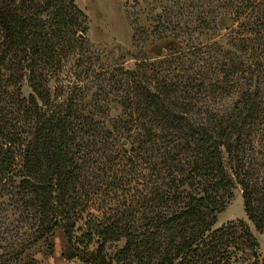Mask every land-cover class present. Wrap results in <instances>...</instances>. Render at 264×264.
<instances>
[{"label": "trees", "instance_id": "trees-1", "mask_svg": "<svg viewBox=\"0 0 264 264\" xmlns=\"http://www.w3.org/2000/svg\"><path fill=\"white\" fill-rule=\"evenodd\" d=\"M230 1L236 27L216 67L212 45L95 76L121 109L108 130L79 109L81 88L61 102L47 86L83 52L73 0H0V194L18 198L35 240L52 250L61 230L85 264H264L244 222L213 228L239 187L264 232V0Z\"/></svg>", "mask_w": 264, "mask_h": 264}, {"label": "rangeland", "instance_id": "rangeland-1", "mask_svg": "<svg viewBox=\"0 0 264 264\" xmlns=\"http://www.w3.org/2000/svg\"><path fill=\"white\" fill-rule=\"evenodd\" d=\"M230 2V0H73L84 19L81 16L76 18L77 27H74L73 31L85 45L83 52L77 51L75 55L67 58L61 70L49 79L47 86L51 95L55 96L56 93L58 101L62 102L70 93H74L72 87L81 88L78 102L81 112L90 115L96 122L110 130L111 125L122 117L121 109L116 104L106 103L105 100L109 97H106V94L108 92L112 94L111 85L95 76L99 72L110 71L115 66L131 70L135 63L143 59L156 61L173 52L212 45H217L214 50L218 57L213 53L208 64L216 67L221 53L231 50L228 45L229 35L236 27L231 18L232 12L228 5ZM156 16H159L158 21L154 18ZM204 19V26H200ZM173 27H180L182 31L177 39L173 38V33L170 32ZM211 77L216 78L218 75ZM61 89L64 93L58 96ZM5 92L6 94L2 95L4 98L15 93L11 88ZM19 94L24 99L31 94L25 80L20 85ZM233 100L234 97L225 99L214 107L229 108ZM105 104L107 110L104 113H97L96 106L105 107ZM18 182L19 179L16 178L15 184ZM6 191L0 194V264H85L83 262L85 255L67 243L61 230L54 231L48 238L52 250L45 246L44 238L35 240V237L40 235L34 232L37 224L30 218L31 222L27 220L24 222L21 202ZM238 221L247 225L258 244V255H263L264 232H257L248 222L240 188L236 187L233 199L216 215L213 228ZM79 224L80 222H77L76 225ZM28 238L31 242L34 238L35 242L32 245L30 242L26 247L22 241ZM122 244L121 241L115 245L120 248ZM94 249L95 246L89 248L90 251ZM106 252L112 254L113 249Z\"/></svg>", "mask_w": 264, "mask_h": 264}, {"label": "water", "instance_id": "water-1", "mask_svg": "<svg viewBox=\"0 0 264 264\" xmlns=\"http://www.w3.org/2000/svg\"><path fill=\"white\" fill-rule=\"evenodd\" d=\"M71 257V256H70Z\"/></svg>", "mask_w": 264, "mask_h": 264}]
</instances>
